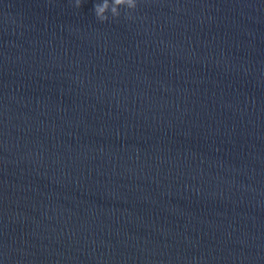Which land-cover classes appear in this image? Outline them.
Returning <instances> with one entry per match:
<instances>
[{
  "label": "water",
  "instance_id": "obj_1",
  "mask_svg": "<svg viewBox=\"0 0 264 264\" xmlns=\"http://www.w3.org/2000/svg\"><path fill=\"white\" fill-rule=\"evenodd\" d=\"M103 2L0 0V261L264 264V0Z\"/></svg>",
  "mask_w": 264,
  "mask_h": 264
},
{
  "label": "clouds",
  "instance_id": "obj_2",
  "mask_svg": "<svg viewBox=\"0 0 264 264\" xmlns=\"http://www.w3.org/2000/svg\"><path fill=\"white\" fill-rule=\"evenodd\" d=\"M74 4L75 7L80 8L82 0H74ZM138 6L139 0H104L102 4H94V14L100 23H108L121 18V9H127L129 13H132L137 10ZM0 264L3 262L0 261Z\"/></svg>",
  "mask_w": 264,
  "mask_h": 264
}]
</instances>
